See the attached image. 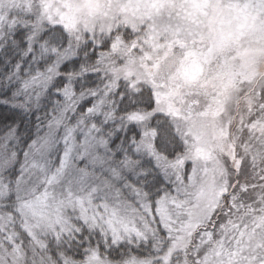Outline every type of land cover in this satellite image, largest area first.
<instances>
[{"label": "snow or ice", "instance_id": "1", "mask_svg": "<svg viewBox=\"0 0 264 264\" xmlns=\"http://www.w3.org/2000/svg\"><path fill=\"white\" fill-rule=\"evenodd\" d=\"M0 264H264V0H0Z\"/></svg>", "mask_w": 264, "mask_h": 264}]
</instances>
